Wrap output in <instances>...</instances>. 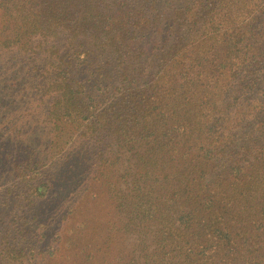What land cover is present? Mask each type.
Instances as JSON below:
<instances>
[{"label":"trees","instance_id":"16d2710c","mask_svg":"<svg viewBox=\"0 0 264 264\" xmlns=\"http://www.w3.org/2000/svg\"><path fill=\"white\" fill-rule=\"evenodd\" d=\"M73 178L117 264H264V0H0L2 217Z\"/></svg>","mask_w":264,"mask_h":264},{"label":"rangeland","instance_id":"374dc122","mask_svg":"<svg viewBox=\"0 0 264 264\" xmlns=\"http://www.w3.org/2000/svg\"><path fill=\"white\" fill-rule=\"evenodd\" d=\"M78 178L70 183L62 181V189L52 199L41 198L32 203L30 216L33 218L26 225L13 222L12 217H2L10 206L5 202L6 197L0 196V211H4L0 213V264H83L79 258L87 252L99 262L104 259L100 264L119 262L130 243L126 234L111 230L119 216L116 202L103 182H91V193L81 194ZM10 183L9 175L3 186ZM70 209L73 214H68L71 219L68 223L66 214ZM21 227L26 231L16 238L11 230L19 231ZM6 231L10 235L1 238ZM10 238L23 249L20 254L7 251L5 245Z\"/></svg>","mask_w":264,"mask_h":264}]
</instances>
